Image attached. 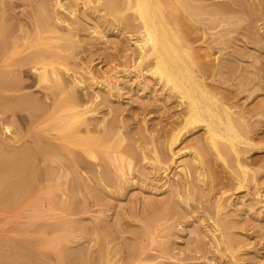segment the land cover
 Listing matches in <instances>:
<instances>
[{"label": "rangeland", "instance_id": "1", "mask_svg": "<svg viewBox=\"0 0 264 264\" xmlns=\"http://www.w3.org/2000/svg\"><path fill=\"white\" fill-rule=\"evenodd\" d=\"M108 1L0 0V145L59 153L34 159L30 194L0 208V264H264V0L175 14L196 75L247 126L221 156L202 123L173 143L188 100L139 64L135 9ZM50 62L60 88L50 71L40 81Z\"/></svg>", "mask_w": 264, "mask_h": 264}, {"label": "bare ground", "instance_id": "2", "mask_svg": "<svg viewBox=\"0 0 264 264\" xmlns=\"http://www.w3.org/2000/svg\"><path fill=\"white\" fill-rule=\"evenodd\" d=\"M109 1L106 4L108 6L106 8L113 9L115 7V5H113L114 2L112 3L111 0ZM183 1L184 0H124V11L126 12L127 9L129 11V8L135 9L139 17L136 15L135 16L138 17L142 23L141 28L143 31L139 30L142 31V35L140 34V38L134 42L140 57L139 64L152 58L151 60H153V67L151 74L154 76L157 75L160 80H164L167 85H171L172 88L181 95L182 99L186 100L185 98H187L188 100V116L183 118L184 125H182L183 127L179 129L180 131L178 130V133L176 132L177 134L173 136V143L179 141L180 133L183 130L187 131L189 125L192 126L194 123H202L204 124L203 126L206 130V134H208V137L206 138L208 139V145L212 150H214L220 156L223 151L228 152L230 149L238 154L240 151L238 148L240 142H247V126L244 123L245 121L243 122L241 117H237L234 111L231 110V107H228L222 100L215 96L211 90L207 89L206 85L203 84L204 82H202V80H200L196 75V68L194 69V67L201 68L202 62H200L198 56H196L193 46H191L188 42V40L191 38L187 40L186 33L175 28V26L177 27L178 22V17L175 15L176 12L179 11V9H184L185 11L183 4L186 5V2L182 3ZM168 4H170V6H168ZM123 12L121 14H123ZM121 17L124 19L125 15H122ZM174 22H176V24H174ZM179 26L180 25H178V27ZM138 29L140 28L138 27ZM36 56L38 55H35V58ZM38 60L40 61V59ZM53 60H56V58ZM52 64V62L48 64L51 66L49 68L51 70H47L46 67L42 69L43 71L40 73L41 80H39L43 81L47 79V73L50 71L51 75L54 77L53 78L51 76L54 79L55 87L60 88L62 87L61 85L63 83L59 82L60 80L57 81L59 78L57 72L59 73V71L55 70V66ZM44 66L46 65L44 64ZM35 68L37 67L35 66ZM35 68L33 67V72L35 71ZM203 68L205 67L202 66L201 69L206 71ZM2 83L4 82L2 81ZM13 87H15L14 84ZM16 89L19 90L20 88ZM20 90H22V88ZM22 102L23 104L20 106H23L25 110L27 109L26 112L29 111L30 113L34 114V112L40 110L39 104H36L37 101L35 102L32 98L26 96ZM15 108L17 107L15 106ZM74 112H76L74 113L75 115L73 114L71 117H77L75 119L83 118V116L86 114V111H83V109L78 111L75 109ZM75 119H73L74 123H76ZM6 130L9 131V128H6ZM92 140L95 141V139ZM197 151H194L195 156H193V159L201 162V155ZM46 155L53 157L54 159L58 158L59 156L58 149L51 147L46 140L42 141V145L40 143V145L37 144L33 147H25L20 150L17 149V151L9 149L8 146L6 147L4 145H0V208H8L10 204L12 205V202L18 201L30 194L33 183L31 178L33 160H36V158L40 156ZM53 158L51 160H53ZM200 167L202 168L203 166ZM239 167L241 168L243 177H245L248 174L247 167L245 168V166L242 165ZM189 169V164H184L181 171L187 174L185 176H189ZM234 243L235 240L232 239V237L227 239V245L229 248H233Z\"/></svg>", "mask_w": 264, "mask_h": 264}]
</instances>
